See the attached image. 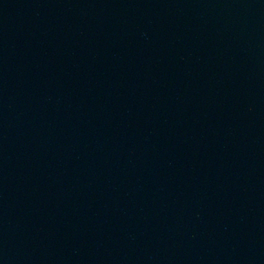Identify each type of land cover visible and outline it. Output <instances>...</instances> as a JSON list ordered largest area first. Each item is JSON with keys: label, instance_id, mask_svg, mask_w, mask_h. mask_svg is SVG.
Segmentation results:
<instances>
[{"label": "water", "instance_id": "95a60500", "mask_svg": "<svg viewBox=\"0 0 264 264\" xmlns=\"http://www.w3.org/2000/svg\"><path fill=\"white\" fill-rule=\"evenodd\" d=\"M0 264H264V0H0Z\"/></svg>", "mask_w": 264, "mask_h": 264}]
</instances>
